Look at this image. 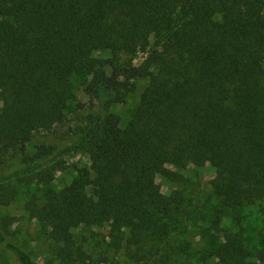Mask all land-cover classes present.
Wrapping results in <instances>:
<instances>
[{"label":"trees","instance_id":"16d2710c","mask_svg":"<svg viewBox=\"0 0 264 264\" xmlns=\"http://www.w3.org/2000/svg\"><path fill=\"white\" fill-rule=\"evenodd\" d=\"M138 54L146 55L139 66ZM77 77L86 78V104L75 93ZM143 80L149 85L123 126L111 110ZM0 99V207L15 202L18 183L51 185L73 154L91 160L62 191L25 203L49 228L64 264L90 259L75 248V227L105 225L112 237L130 233L136 264H181L189 245L152 263L144 247L170 232L157 216L172 213L158 184L180 177L169 166L211 162L212 189L227 209L264 199V0H0ZM70 114L79 120L70 140L41 143L28 155L38 136H57ZM14 222L0 218V264H39L13 239ZM221 223L214 222L217 248L206 263H264V251H250L241 229Z\"/></svg>","mask_w":264,"mask_h":264},{"label":"rangeland","instance_id":"374dc122","mask_svg":"<svg viewBox=\"0 0 264 264\" xmlns=\"http://www.w3.org/2000/svg\"><path fill=\"white\" fill-rule=\"evenodd\" d=\"M96 57L106 59L108 53H97ZM146 55L138 54L132 61L139 66L145 60ZM130 58L123 57L122 62ZM85 77H77L74 80L75 93L79 101L86 104L87 97L82 92L81 84ZM149 81L143 80L137 83L135 92L129 95L124 105H116L111 112L119 116L123 126L135 115L143 91L148 87ZM3 102L0 99V111ZM89 110L80 112L87 116ZM79 125V120L70 114V122L59 131L57 136H38L29 145L28 155L36 153L41 143L51 145L65 144L72 138V131ZM20 157L14 159L11 168L15 169L21 165ZM11 169V170H12ZM91 169V160L87 153L79 152L66 158L64 165L56 172L55 180L51 185L34 183L16 184L18 197L8 207H0V218L11 217L15 220L12 228L13 239L25 248L39 264H64L58 258L59 245L50 238V230L33 219L25 211V203L29 195L37 196L41 203L44 202L45 194L50 191H62L79 177L80 171ZM168 171L177 173L180 177H159L160 197L172 202V213L165 218L160 212L158 218H163L162 223L170 224V232L167 237L156 236L147 238L144 245L146 253L153 256L151 263L157 261L170 247L189 245L190 255L180 258L181 264H214L209 257L216 250V234L214 222L221 217V227L224 230L241 229L245 244L250 251L263 250L264 241V199L253 206L244 209L230 210L224 207L223 200L212 189V181L215 178L216 169L211 162L203 168L194 166L186 170H177L169 166ZM75 248L85 252L90 259L86 264H136L130 252H135V247L130 249L131 235L128 231L111 236V227L105 226H77L72 230ZM159 251V252H158ZM158 252V255L156 253ZM151 253V254H150ZM106 259V261H103ZM150 259V257L148 258ZM15 264V263H14ZM168 264H179L175 258ZM264 264V263H263Z\"/></svg>","mask_w":264,"mask_h":264}]
</instances>
